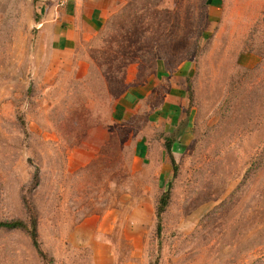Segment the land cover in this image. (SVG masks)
<instances>
[{
    "label": "rangeland",
    "instance_id": "1",
    "mask_svg": "<svg viewBox=\"0 0 264 264\" xmlns=\"http://www.w3.org/2000/svg\"><path fill=\"white\" fill-rule=\"evenodd\" d=\"M3 2L0 220L35 217L45 257L1 228L0 264H264V0H130L72 53ZM174 70L190 106L172 102L189 122L172 163ZM135 87L140 107L118 105Z\"/></svg>",
    "mask_w": 264,
    "mask_h": 264
},
{
    "label": "crops",
    "instance_id": "2",
    "mask_svg": "<svg viewBox=\"0 0 264 264\" xmlns=\"http://www.w3.org/2000/svg\"><path fill=\"white\" fill-rule=\"evenodd\" d=\"M7 1L4 0L5 3ZM2 2L3 0H0V4ZM23 2H26L30 7L32 12L31 20L34 27L37 28L38 36L40 39L44 38L46 40L51 47L50 50L72 53L80 44L101 31L108 19L123 6L127 5L130 0H23ZM151 74L153 75L149 76L150 89L157 84H164L163 75L169 76L170 72L162 61L157 60L154 65V73ZM172 75L180 76L181 79L180 81L177 80L176 85H171L170 94L168 93V96H166L159 114L163 115L164 118L167 116L171 117L169 122L172 124L170 126L171 129H165L167 131H164L163 135L166 140H171L170 152L174 158L178 151L177 149L187 142L189 122L186 120L181 123L180 118L174 119L173 122V118H176L178 114H174L173 109L177 108V105L172 104V102L178 104V99L182 100L185 98L186 104H184L183 110H186V114L190 105L189 96L186 93V90H189L187 88L189 87V80L185 76L184 70H174ZM159 80L164 83L159 82ZM136 88L127 92L130 94L129 98H127L128 100L125 95L119 98L118 105L124 104L127 108L140 107L139 104L135 103L139 99V94L137 95V93L140 92L139 88ZM170 98L175 99L171 101ZM141 101L143 100L141 99ZM166 133H169V135H165ZM166 154L170 158L167 151Z\"/></svg>",
    "mask_w": 264,
    "mask_h": 264
},
{
    "label": "trees",
    "instance_id": "3",
    "mask_svg": "<svg viewBox=\"0 0 264 264\" xmlns=\"http://www.w3.org/2000/svg\"><path fill=\"white\" fill-rule=\"evenodd\" d=\"M37 19V18H36ZM170 146H171V140H166L165 142V149L166 151L169 153L170 155V160L173 163L174 162V158L171 155L170 152ZM174 171H176V167L175 165L173 166ZM34 180L38 179V171L35 170L34 172ZM169 191H165L161 194L159 200H158V205L156 208V217H157V224H156V233L157 236L159 237L160 235V231H161V213L164 211L165 206L167 205L168 201H169ZM1 228H6V229H10V228H25L27 229L32 245L34 246V248L36 249V251L43 257H45L44 252L42 251L40 244H39V240H38V231H37V222H36V218L33 217L32 220L30 221V224H26L24 221L22 220H10V221H5V220H0V229ZM154 264V263H153Z\"/></svg>",
    "mask_w": 264,
    "mask_h": 264
}]
</instances>
